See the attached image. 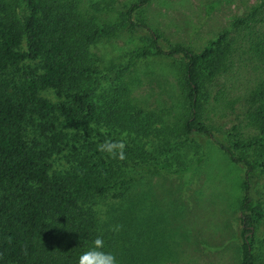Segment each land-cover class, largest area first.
Here are the masks:
<instances>
[{
  "label": "trees",
  "instance_id": "16d2710c",
  "mask_svg": "<svg viewBox=\"0 0 264 264\" xmlns=\"http://www.w3.org/2000/svg\"><path fill=\"white\" fill-rule=\"evenodd\" d=\"M147 1L132 2L121 22L102 26L78 0H0V264H77L99 236L98 201L124 199L152 166H171L152 160L141 140L160 115L134 104L131 84L116 70L104 75L92 50L124 25L151 34V48L136 57L182 56L177 82L185 112L177 127L185 135L211 138L244 167L238 264H264L255 254L264 211L252 193L253 179L264 172V80L246 98L257 135L226 145L204 121L202 101L207 84L231 67L229 31L199 52L182 44L164 49L159 33L134 19ZM247 21L264 22V0L237 23ZM261 35L252 47L264 52ZM103 78L113 85L120 79V86L99 92ZM108 139L125 144V159L98 151Z\"/></svg>",
  "mask_w": 264,
  "mask_h": 264
},
{
  "label": "rangeland",
  "instance_id": "374dc122",
  "mask_svg": "<svg viewBox=\"0 0 264 264\" xmlns=\"http://www.w3.org/2000/svg\"><path fill=\"white\" fill-rule=\"evenodd\" d=\"M134 1L139 0L78 3L104 26L121 22L122 12ZM261 1L148 0L134 12L136 21L159 33L158 43L164 49L182 44L199 52L209 39L229 31L231 67L207 84L202 101L204 121L229 146L232 139L257 135L246 98L264 80V52L252 47L262 38L264 22L247 21L246 26L237 21ZM150 35L145 28L124 25L92 46L101 58L102 73L116 70L131 84L133 103L160 115L150 136L141 140L152 160L171 164L168 170L152 166L124 199L107 196L98 201L95 209L104 250L114 253L118 264H238L244 167L204 134L179 131L185 102L177 77L183 59L181 55L136 57L151 48ZM108 80L102 79L99 92H113L121 82L117 79L113 85ZM47 95L55 99L54 94ZM252 193L264 211V172L253 179ZM117 225L120 230L113 231ZM255 254L257 262L264 261V217L256 231Z\"/></svg>",
  "mask_w": 264,
  "mask_h": 264
},
{
  "label": "clouds",
  "instance_id": "9594fccd",
  "mask_svg": "<svg viewBox=\"0 0 264 264\" xmlns=\"http://www.w3.org/2000/svg\"><path fill=\"white\" fill-rule=\"evenodd\" d=\"M98 151L105 152L112 158L125 159V144L122 141L105 140L98 146ZM119 225L113 228V231L120 230ZM105 242L101 236H97L91 245L83 251L79 257L77 264H118L117 257L114 253L105 251Z\"/></svg>",
  "mask_w": 264,
  "mask_h": 264
}]
</instances>
